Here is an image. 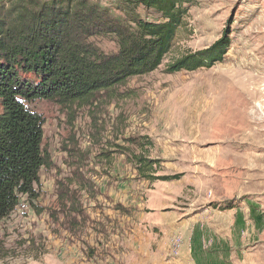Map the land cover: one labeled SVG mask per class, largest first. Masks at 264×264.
Instances as JSON below:
<instances>
[{"label":"rangeland","instance_id":"374dc122","mask_svg":"<svg viewBox=\"0 0 264 264\" xmlns=\"http://www.w3.org/2000/svg\"><path fill=\"white\" fill-rule=\"evenodd\" d=\"M88 1L122 15L116 0ZM181 8L155 70L82 107L34 103L51 164L37 198L0 221V264H264V0ZM222 39L209 66L167 71Z\"/></svg>","mask_w":264,"mask_h":264},{"label":"trees","instance_id":"16d2710c","mask_svg":"<svg viewBox=\"0 0 264 264\" xmlns=\"http://www.w3.org/2000/svg\"><path fill=\"white\" fill-rule=\"evenodd\" d=\"M183 1L116 0L122 15H114L88 0H0V221L21 197L37 198L40 171L51 164L34 103L82 107L155 70L172 49ZM140 10L163 19L151 21ZM95 36L109 38L116 51H102ZM223 49L222 39L176 59L167 71L207 67ZM136 160L138 172L150 178L151 161Z\"/></svg>","mask_w":264,"mask_h":264},{"label":"crops","instance_id":"0c3cea01","mask_svg":"<svg viewBox=\"0 0 264 264\" xmlns=\"http://www.w3.org/2000/svg\"><path fill=\"white\" fill-rule=\"evenodd\" d=\"M240 212H239V210L238 209H235V211H234V213H233V217H234V221L235 222H237V221H239V219H240Z\"/></svg>","mask_w":264,"mask_h":264},{"label":"built area","instance_id":"2783aa9c","mask_svg":"<svg viewBox=\"0 0 264 264\" xmlns=\"http://www.w3.org/2000/svg\"><path fill=\"white\" fill-rule=\"evenodd\" d=\"M178 247H179V241H176V243H175V247H174V251H175V252H177Z\"/></svg>","mask_w":264,"mask_h":264}]
</instances>
